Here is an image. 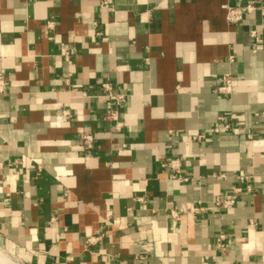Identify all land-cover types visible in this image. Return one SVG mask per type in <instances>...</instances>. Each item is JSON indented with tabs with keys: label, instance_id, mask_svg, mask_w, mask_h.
I'll return each instance as SVG.
<instances>
[{
	"label": "crops",
	"instance_id": "1",
	"mask_svg": "<svg viewBox=\"0 0 264 264\" xmlns=\"http://www.w3.org/2000/svg\"><path fill=\"white\" fill-rule=\"evenodd\" d=\"M245 1L111 0L105 10L0 0L3 254L14 264H264V1L236 23L223 9ZM103 83L123 96L118 128ZM82 131L96 136L92 150ZM241 174L251 190L213 206Z\"/></svg>",
	"mask_w": 264,
	"mask_h": 264
},
{
	"label": "built area",
	"instance_id": "2",
	"mask_svg": "<svg viewBox=\"0 0 264 264\" xmlns=\"http://www.w3.org/2000/svg\"><path fill=\"white\" fill-rule=\"evenodd\" d=\"M264 0H246L244 3L239 4V5H233V4H226L223 6L224 12L226 13L225 15V19L229 22V23H236L238 21H241L243 18H245V16H248L252 13H254L255 11V5L256 3H262ZM100 7L105 9V10H109L110 6H111V0H100ZM95 22H93L94 24ZM250 37L252 38V41L254 43L258 42L259 40V36L257 34L256 31L251 30L250 31ZM59 54L60 56H63V58L69 62L70 60V55L68 50L63 47L60 46L59 47ZM233 56H230V60H232ZM233 77L230 73L224 74L221 78H220V83L218 84V86L216 87V89L219 92L222 93H228L230 90V85H231V81H232ZM3 76H1L0 74V91L3 90ZM101 88L105 91L106 96L109 99V106L111 108H108L105 110V118L108 120L113 121V125L115 128L120 127L123 123L120 120V112H118V108L119 105L121 104L122 100H123V96L120 94H116L112 92L111 87L108 84H101ZM219 120L222 122V128L225 130H228L229 128V124H227L226 122H224L225 118L223 116L219 117ZM233 129V128H232ZM248 137H251V134L248 133L247 135ZM196 138H203V135H197ZM95 139L96 136L94 135V133L90 132V131H82L80 132L79 135V140L81 143V147L84 150H92L94 148V144H95ZM41 167L39 165L36 166V170L35 171H40ZM224 175L221 173H212L211 177H216V178H222ZM237 179L239 180V182H245L244 185L240 186H234L232 189V192L226 196V197H216L212 204L213 206L220 208V209H229L231 208V205L234 203L235 197L237 194H239L242 190H246V191H250L251 187L248 185V180H249V176L245 175V174H241L237 177ZM185 180V178L183 179ZM195 210H204L205 208L201 207V206H195L194 208ZM173 214V212H171ZM225 234L224 233H219L217 238H216V246H223L222 241L225 239Z\"/></svg>",
	"mask_w": 264,
	"mask_h": 264
},
{
	"label": "bare ground",
	"instance_id": "3",
	"mask_svg": "<svg viewBox=\"0 0 264 264\" xmlns=\"http://www.w3.org/2000/svg\"><path fill=\"white\" fill-rule=\"evenodd\" d=\"M0 264H11L7 259V256L5 257L4 254L1 253V251H0Z\"/></svg>",
	"mask_w": 264,
	"mask_h": 264
},
{
	"label": "rangeland",
	"instance_id": "4",
	"mask_svg": "<svg viewBox=\"0 0 264 264\" xmlns=\"http://www.w3.org/2000/svg\"><path fill=\"white\" fill-rule=\"evenodd\" d=\"M2 253V252H1ZM3 254V253H2ZM4 256L6 257V255L4 254ZM7 259L9 260V262L11 263V264H14L8 257H7Z\"/></svg>",
	"mask_w": 264,
	"mask_h": 264
}]
</instances>
